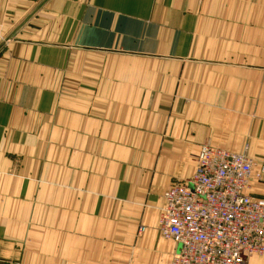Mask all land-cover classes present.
<instances>
[{"label":"crops","instance_id":"0c3cea01","mask_svg":"<svg viewBox=\"0 0 264 264\" xmlns=\"http://www.w3.org/2000/svg\"><path fill=\"white\" fill-rule=\"evenodd\" d=\"M205 143L264 163V0H0V264H169Z\"/></svg>","mask_w":264,"mask_h":264},{"label":"built area","instance_id":"2783aa9c","mask_svg":"<svg viewBox=\"0 0 264 264\" xmlns=\"http://www.w3.org/2000/svg\"><path fill=\"white\" fill-rule=\"evenodd\" d=\"M264 163L209 143L195 156L188 183L175 182L163 194L157 233L178 249L169 264H245L264 257Z\"/></svg>","mask_w":264,"mask_h":264},{"label":"rangeland","instance_id":"374dc122","mask_svg":"<svg viewBox=\"0 0 264 264\" xmlns=\"http://www.w3.org/2000/svg\"><path fill=\"white\" fill-rule=\"evenodd\" d=\"M9 41V40H8ZM148 252V247L145 246H137L136 244H134L133 249H132V259H130V262H128L129 264H136V257L138 256V254H140L141 256L145 253ZM142 264V263H140Z\"/></svg>","mask_w":264,"mask_h":264}]
</instances>
